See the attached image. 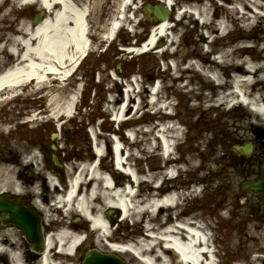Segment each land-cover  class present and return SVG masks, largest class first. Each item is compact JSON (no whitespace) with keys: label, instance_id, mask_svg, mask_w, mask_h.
Wrapping results in <instances>:
<instances>
[{"label":"rangeland","instance_id":"1","mask_svg":"<svg viewBox=\"0 0 264 264\" xmlns=\"http://www.w3.org/2000/svg\"><path fill=\"white\" fill-rule=\"evenodd\" d=\"M78 1H80L81 4L87 5L88 8L90 5L91 10L92 8L94 9L92 21L94 23L93 31L96 32L94 33L95 45H99L98 49L90 59L89 56H87L82 63H80V66L71 76L73 77L72 79L70 77L68 80L43 89H37L31 84L26 90H23L22 94L10 100L6 105L3 106L2 102L0 103V109H2L0 110V127H2L4 119H8L7 125L9 127H14L13 131L0 134V138L4 139L7 137L11 140L9 146L6 148L9 156L11 155L12 149L20 153V155H24V151L15 150V144L22 143L23 145L29 146L37 145L38 141H40V136H43L42 143L47 146L48 149H51L50 143L53 142L51 134L54 131H58L60 134L55 140V142L59 144L58 151L62 152L61 155L65 154L66 158L70 157L68 161H79L80 155L82 156L83 153L87 152L90 154L92 151L91 148L88 149L87 147V135L90 138V131L88 134L86 126L91 129L92 133H95V131L100 132L101 138L99 139V143L100 146L104 148L103 145L105 146V143L110 144L112 142L111 138L106 134V128H114V124H110L109 119L107 117L104 118V116L109 115L110 112H112L113 115L115 114L116 109L112 107L118 108L120 105H124L125 101L123 98L125 91L130 87V85L127 84L130 75L132 73L141 74L145 82L146 80L149 81L151 77L155 78L157 75H161L163 79L161 94L163 96L167 94L173 99L171 105L174 112H176L175 122L180 123L182 128L178 132V137L180 138H176L174 146L175 153L168 157L173 167V169H170L171 165L165 166V160L167 159L161 155L160 141L156 138L157 127L153 128L154 125L157 124L156 119L159 117L157 114L152 113L155 108L148 102L149 93L146 96L147 99L145 98L147 102L145 101L146 103L141 105L139 109V95L133 97L131 108L129 107L126 110L127 118H131V121L126 125L139 127L140 131L136 138V145L132 144L133 142L126 136L125 145H130L131 152L135 153L131 157V160L135 158V170H137L141 179L144 180L138 187L139 196L142 198L147 191H150L147 190L148 185L153 187L158 179L165 178L166 188L168 189L169 186V190L176 189L180 195L181 203L174 209L173 215L177 216L178 212L184 210L187 212V215L191 216L194 220H202L204 223L210 224L211 226H213V223L215 225L213 228L216 230L215 238L218 240L216 244L217 249H220L219 251L217 250V253L221 257V261L227 264H249L248 261L250 257L255 254L252 252L250 255V246L255 243V240L251 237V228L256 224L261 229H264V221L251 217L250 204L254 202L256 198H252L242 190L240 185L243 180V175L239 173L237 166L231 165L227 158V153L229 155L233 154L234 141L239 139V137L246 132L245 127L248 125V114L251 113L255 119L259 120L258 116L252 113L248 106L243 104L238 103L233 106L231 105V107L228 101L221 103V100H218L220 95H216L210 100L202 98L199 93L205 95H210L214 91H219L221 93L223 88H219L209 76L200 73L195 68L185 73L181 80L174 83L172 78L180 75L181 72L175 71L174 68L166 71L162 70L166 65L163 60V58L167 57L166 55L160 54V56H158L156 51L136 54L117 47L109 48L110 50L108 49L106 53L100 52V46L102 45L99 43L102 38L99 37L101 35L99 31L103 29L104 17L106 16L103 12H105L106 7L103 5L102 0L90 1V4L89 0ZM144 1H147V3L152 2V0ZM206 2L210 6L211 14L214 13L216 5H212V0ZM258 2H260L262 6L256 7L249 3L252 23L247 28L248 34L251 35L249 39L250 43L255 45L253 55L256 56V62L262 60H259V54L264 57V42L259 41L260 36L264 38V1L258 0ZM0 3H3L0 14L14 10L12 16H9L7 20H2L0 16L1 36L7 37L8 31H10L7 27L15 24L13 22L14 19L16 20V24L22 17H24L23 21L27 20V18L30 21L32 20V14L24 16L26 12L22 13L16 5L15 8H13L14 1L6 0L0 1ZM229 3L230 5L227 7L236 4L233 0H229ZM222 11L221 9L218 14H221ZM128 12L131 14L133 11L130 10ZM143 13V10L137 11L136 17L143 16ZM255 14H260L261 19L258 17L256 18L254 16ZM234 17L238 16L234 14ZM234 17L230 19H234ZM192 19L193 17L186 16L180 22L175 30L176 32H174L176 34V42L171 46L172 49L176 50L175 58L181 63L184 61L183 64H189L192 58L199 59L195 54L200 51L198 45L199 43H203L202 41L206 35L203 33V27L197 25L195 20ZM240 22L243 21L240 20ZM188 25L190 29H192L190 30L192 31L191 33L188 31ZM130 26L135 28L133 24H130ZM240 26V23L236 25L231 22V32L229 36L222 39L217 38L216 48L228 44V42L233 41L240 34L244 33L246 29L243 25ZM143 29L144 26L140 27L136 36L128 34V37L125 38L126 45L140 47L143 43H141L140 40L144 39L146 36L142 34L145 31V29L144 31ZM215 34H217V32H215ZM136 38L138 39L136 40ZM169 39V37H165L161 43L163 48L168 44ZM4 40L5 38H0V46H2L0 50L3 48L6 53V51H8V42ZM232 44L233 43H231V46ZM262 47L263 49H261ZM189 55H191L190 58ZM5 59H8V57L5 56L4 59L0 61V67L5 63ZM217 72L224 80H231L230 75L226 76L222 70ZM98 74H100V77ZM259 74H261L260 78H263L264 72ZM259 74L257 76H259ZM253 77L256 78L255 73L249 76V78ZM210 82L213 86L215 85L213 88L209 85ZM261 82L262 84L257 86ZM259 83L255 84L253 87H257V89L261 87L260 94L264 97V79ZM77 87L79 88V95L82 99L85 98L83 102V104H85L81 107L76 106L75 117L69 118L68 116H59L58 118L55 117L53 121L50 122L47 118L51 115V112L43 113L44 117L42 118H44V120L40 122L43 123V125L40 127L46 133L41 134L39 131L33 130L31 124L37 122L29 121L27 124L25 123V127L29 129L28 135L33 137L34 142H30V144L26 143V135L22 133L21 125H16V121L25 120L27 115L35 116L34 113L36 110L43 108V101L45 103L48 102L46 97H42L47 94L49 95L48 92L53 93V95L62 92L61 95L65 97L69 93H72ZM229 87L230 85L226 84V89H224V91H230L228 89ZM250 89L253 88L247 86V90ZM116 97H120L117 102L114 100ZM41 98L43 100H41ZM19 115L21 117H18ZM61 119L64 122L61 127L62 130H60L59 125L56 124L57 122H62ZM145 126L151 131H148V133H150L149 135L143 132ZM120 131L122 133V130ZM247 131L250 133V130ZM84 132H86L87 135L85 134L84 136ZM146 138H149L148 143L146 142ZM0 141H2V139H0ZM65 141L67 146H69L68 148L63 147ZM39 161L41 162L42 158H40L38 162ZM25 162L28 163L30 161L25 158ZM36 164L37 162L34 160L32 168L35 172L38 170L36 169ZM111 164L112 162L108 156L102 161V165L108 166L112 172L115 171L116 175L119 176L123 183L128 181L130 176L127 174H120V176L119 172H116ZM7 165L8 170L15 169L14 176H17L16 173H18L19 170H23V166H21L15 158L11 168L9 164ZM179 165L181 168H178ZM166 169H169L172 174L177 170L179 179H171L169 174L166 173ZM159 171H162V173H160L156 179L151 177L154 173H158ZM210 197L212 198L209 199ZM203 202H205V207L201 206ZM173 218L175 219L174 216ZM219 221L221 223L220 225ZM78 222L81 223L80 221ZM144 223L147 224L146 221L141 224L137 223L136 218L123 221L118 220V229L120 228V231L115 234V236L121 239H139L140 234L145 231ZM102 244L103 243L100 242L98 246L103 247ZM124 255L127 260L136 263L137 259L132 256V254L125 253Z\"/></svg>","mask_w":264,"mask_h":264},{"label":"bare ground","instance_id":"2","mask_svg":"<svg viewBox=\"0 0 264 264\" xmlns=\"http://www.w3.org/2000/svg\"><path fill=\"white\" fill-rule=\"evenodd\" d=\"M37 0H27V3L35 2ZM41 5H45L52 10L53 17H47L42 23L36 27L31 26L28 22H23L21 29L15 30L20 34L15 36L11 42V53L16 52L20 55V61L18 65H14L12 68L2 70L0 72V93L3 90L17 91V88L23 84H27L31 81H36L38 85L48 84V78L52 74L59 79H66L72 74L77 65V61L89 50V23L84 19L88 13V6H77L71 0H38ZM226 1V0H224ZM237 3H241L234 7H227L225 2L222 5H217V1H213L212 5H216V12L211 15L210 6L205 0H188V11L194 12L190 14L200 18L205 26L206 35L212 40H208L214 46L217 36L213 35L215 30L218 34H224L230 32V18L234 17V14H241L240 19L243 21V27L246 29L244 33L240 34V37H236L232 42V48L224 55L222 62H216L207 57L205 53V45L199 43L198 47L200 51L197 52L200 61L195 63L199 65L205 71H219L223 70L226 73H230L232 79L229 81L224 80L220 74H214L215 79L219 82V88H223L221 93L214 91L210 95L199 93L202 98L207 100L213 99L214 96L220 95L218 100L222 102L235 101L239 102V94L241 92V98L245 102L252 104V108L260 111L262 105L260 104L261 95L257 89L247 91V86L250 85L249 78L242 79L241 76H249L252 72L261 73L264 72V57L261 54L258 55L260 62H256V56L253 55V49L249 47V38L247 28L251 25L252 19L250 16L249 3L259 7L260 2L258 0H233ZM172 2V0H169ZM133 0H121L117 5V13L124 15L128 9L132 8ZM164 6L166 4L164 3ZM239 7V8H238ZM223 10L221 14H218L220 10ZM181 13V12H179ZM149 17V15H147ZM256 18L261 19L260 14L254 15ZM7 15H5V18ZM128 15H125L123 21L128 20ZM164 19L162 24L155 28L160 33H163V37L169 36L170 23ZM119 25L118 19H114L111 22V27L106 31V36L109 38L114 34V31ZM155 31L148 39V41L140 47L133 48L134 50L141 51L147 49L152 45L156 39ZM213 35H212V33ZM155 33V34H154ZM174 36L171 38L170 44L166 47L169 51V47L174 44ZM259 41L264 42L263 37H259ZM153 46V45H152ZM156 47V46H155ZM151 48V47H150ZM263 49V48H261ZM150 50V49H149ZM178 70L182 73L180 76H174L172 79L176 83L178 78H183L186 72L196 67L193 62H190L187 67H180ZM171 67V65H170ZM231 90L229 92L224 91L226 84L229 85ZM159 90V84L154 86V90ZM245 92V94H243ZM48 102L43 101V108L36 110L34 113V120L40 123L44 120L45 112H51V115L47 118L52 122L53 117L73 116L75 113L74 105L79 97L78 87L73 93L63 97L62 92L53 93L48 92ZM148 89L144 86L139 91L133 89L130 85L125 91L123 100L124 105L112 107L116 109L115 116L117 119L127 116L126 110L130 107L133 97L135 95L140 96L138 109L141 105L145 104V100ZM50 96V98H49ZM123 97V95H122ZM120 98V97H118ZM118 98L114 100L117 102ZM153 99L155 97L153 96ZM146 101V102H145ZM156 100H153L155 102ZM149 102V101H148ZM51 108V109H49ZM174 126L164 125L163 129L170 131ZM3 129V128H2ZM151 132V131H149ZM132 139L135 140V132H130ZM146 135L150 133L146 132ZM93 136L97 138L96 150L102 156L103 148L99 144L100 134L94 133ZM107 138V137H106ZM164 143L167 144L168 149L171 148L169 140L163 135ZM144 140V139H143ZM163 140V141H164ZM146 142H149V138H146ZM122 142L115 137L114 150L116 155V162L118 166H122V155L120 147ZM91 154L83 156L81 162L71 163V167H80L79 171H76L70 183L66 188L59 186L58 178L55 174H50L51 192L50 201L41 199L37 201L38 207L45 213L46 220L60 227L57 232H49L46 238V251L43 254L39 264H60L58 260H54L58 257L57 254H52L51 248L56 243H61V249H65L68 252L73 253L75 246L82 240V229L78 222L70 221L69 218L63 217L59 220L53 213H62L58 206L68 207V215L72 216L73 212L89 216L92 219L93 224L101 231L103 236L107 237L106 233H109L112 229L110 226V219L114 218L117 212V208H120L122 213V220H129V218H136L137 223L147 222V227L156 228V235H160L166 240L163 241L161 237L148 236L143 233L139 240H136L134 245L129 244L134 252L127 250L126 246L119 243H113L112 246L124 253H130L137 261L136 264H222L223 262L216 253L213 238L206 230V225L202 222L190 221L184 217V212L180 214L179 222H175L173 219V211L178 203V192L169 190L166 186L160 185L155 188L151 185L147 186L145 195L140 198L139 193L134 191V179L141 184L144 182L141 179L138 172L133 167H128V171L132 179L131 183L124 184L123 181L112 172L108 166L99 164L96 158L91 159ZM38 154L32 155V158H37ZM53 168L49 163H45L41 172H45L44 169ZM3 173L5 168H0ZM0 172V173H1ZM162 173H154L151 177L156 179L158 175ZM169 173V172H168ZM5 178L8 175L5 173ZM38 178H41L40 176ZM149 178V177H148ZM21 177H13L12 187L13 189L22 190ZM150 179V178H149ZM37 187V186H35ZM76 206V207H75ZM73 208V212L70 211ZM106 208V209H105ZM118 208V209H119ZM70 211V212H69ZM106 213V215H105ZM110 218V219H109ZM252 238L255 240L254 245L250 246V254L252 252H258L255 256L250 257L249 264H264V229H261L257 225H253L251 228ZM166 245H172L178 251L184 262H180L175 259L171 249ZM137 255L142 256L145 260L141 261ZM15 258V255H13ZM58 258H61L60 256ZM75 256H66V264H74ZM18 264H25L19 260ZM65 264V263H63Z\"/></svg>","mask_w":264,"mask_h":264},{"label":"flooded vegetation","instance_id":"3","mask_svg":"<svg viewBox=\"0 0 264 264\" xmlns=\"http://www.w3.org/2000/svg\"><path fill=\"white\" fill-rule=\"evenodd\" d=\"M107 4H115L118 2V0H103ZM244 136H242L243 138ZM247 138L254 141L257 145L255 146V151L251 159L249 160V163L246 165V173L245 175H248L249 173L256 172V163L260 161L264 156V145L260 144L256 141V138L252 135L247 136ZM2 141H0V161L3 160H10L13 161V149L11 151V155L9 156L6 148L8 147V144L11 142V140H6L5 138H1ZM8 143V144H7ZM258 158V159H257ZM1 168V167H0ZM11 177V174L9 175ZM6 178H4L3 174L0 173V194L6 193V192H13V187L11 183L5 182ZM66 181V177L62 178V182ZM34 182V180H32ZM253 198H256V200L253 202L252 207L255 209L258 206L259 203V197L252 195ZM48 199V197H47ZM0 244L2 246H9V248L18 246L22 250L23 256L31 263L36 264L40 256L38 252L34 249L29 248L28 243L23 239L21 234L17 230L8 229L5 227V224L3 223L2 219H0ZM7 258L4 254H0V264L3 262H6Z\"/></svg>","mask_w":264,"mask_h":264},{"label":"water","instance_id":"4","mask_svg":"<svg viewBox=\"0 0 264 264\" xmlns=\"http://www.w3.org/2000/svg\"><path fill=\"white\" fill-rule=\"evenodd\" d=\"M158 14V11L155 9L153 10ZM167 15V12H165L162 16L165 17ZM160 16V14H159ZM245 152H250L249 148H243ZM262 177L257 181L254 182L253 185H245L244 187L246 189L252 188L255 190L264 189V164L262 165L261 169ZM13 208V214L9 213V217H12L15 219L16 222H18L21 226H24V224H28L29 221L28 217L26 216L27 213H22L17 210L19 203L15 202ZM31 221V220H30ZM84 264H125L124 262L120 261L117 257L113 255H106L102 254L100 251L93 249L90 250L85 258Z\"/></svg>","mask_w":264,"mask_h":264}]
</instances>
